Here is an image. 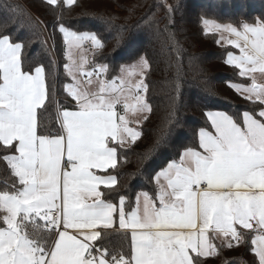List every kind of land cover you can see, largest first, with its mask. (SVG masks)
<instances>
[{"label":"snow or ice","instance_id":"6c2138e0","mask_svg":"<svg viewBox=\"0 0 264 264\" xmlns=\"http://www.w3.org/2000/svg\"><path fill=\"white\" fill-rule=\"evenodd\" d=\"M11 11L26 10L16 4ZM203 26L219 34L218 44L238 50V55L227 51L225 63L251 83L231 87L259 111H244L241 118L208 111L214 134L200 128L198 148L186 147L149 177L155 190L140 191L134 199L117 191L121 173L109 170L118 168L120 150L141 137L129 126L128 114L140 113L137 119L146 121L152 111L142 95L147 85L132 80L146 74L150 61L140 56L133 71L122 68L119 82H94V73L83 71V55L79 64L73 60V49L88 42L102 50V39L61 27L68 47L65 68L74 81L65 91L75 108L58 107V129L44 132L38 130L41 110L53 106L45 69L25 71L23 42L0 31V160L13 178L0 190V264H206L202 257L245 242L241 229L255 231L251 244L264 264V84L254 75H264V19L242 24L203 19ZM6 28L7 22L0 25ZM107 71L105 64L96 67L101 75ZM101 186L115 198H106ZM109 231L129 241L127 251L123 242L104 243Z\"/></svg>","mask_w":264,"mask_h":264},{"label":"trees","instance_id":"16d2710c","mask_svg":"<svg viewBox=\"0 0 264 264\" xmlns=\"http://www.w3.org/2000/svg\"><path fill=\"white\" fill-rule=\"evenodd\" d=\"M16 4L26 10L23 15L11 11ZM203 19L232 24L264 19V0H75L71 4L59 0L56 5L47 0H0V25L7 22V28L0 31L23 42L24 70L45 69L53 106L48 112L41 110L38 130L55 132L59 127L56 109L61 105L75 108V101L65 91L71 77L65 68L68 55L61 27L93 32L102 39L104 47L93 51L89 67L107 65L105 80L117 78L123 65L140 56L150 61L144 83L148 89L145 100L152 111L137 127L141 137L120 150L118 168L109 170L113 175L121 173L117 191L127 192L133 199L143 190L151 194L155 181L149 177L177 160L186 147L198 148L200 128L214 132L206 118L208 111H224L235 118H241L244 111H259L257 103L231 87L251 83L250 77H240L234 66L225 63L227 51L236 49L218 44L219 34L205 32ZM142 153L147 154L146 159L141 158ZM12 182L0 160V190ZM102 192L106 198H115L105 187ZM241 231L245 242L201 259L206 264H259L251 244L255 231ZM121 242L127 251V239L113 231L104 234L109 246ZM214 243L219 246L221 240Z\"/></svg>","mask_w":264,"mask_h":264},{"label":"rangeland","instance_id":"374dc122","mask_svg":"<svg viewBox=\"0 0 264 264\" xmlns=\"http://www.w3.org/2000/svg\"><path fill=\"white\" fill-rule=\"evenodd\" d=\"M73 2H74V0H73ZM66 3H67V1H66ZM69 4V3H68ZM65 28V27H64ZM67 29V28H66ZM67 30H69V31H75V30H72V29H67ZM76 32H78V33H83V32H79V31H76ZM85 32H87V31H85ZM221 43H222V41H221ZM95 49H93V48H91V46H90V43H88V42H86L85 43V46L83 45V49H73V60L77 63V64H79L80 62H81V56L83 55V57H84V60L86 61L85 63H84V65H83V71L84 72H88V71H91L89 68H86V63H87V61H89V59H90V56H91V54L93 53V51H94ZM67 52H68V47H67ZM68 63H69V60H68ZM135 62H132V63H129V64H125V65H123V67L122 68H127L128 69V71H133V69L130 67L131 65H133ZM93 70V69H92ZM147 70V69H146ZM146 70H145V73H146ZM135 71H138V69H136ZM93 72V71H92ZM255 75V77H256V79H257V81H258V75H257V73H255L254 74ZM122 76H124V73H122V72H120V75L118 76V78L120 79ZM144 77H145V74H143V75H140V76H134V77H132V80L133 81H143L144 82ZM251 78V77H250ZM79 79L82 81V83H86V81L84 80L85 79V76H83V75H81V76H79ZM104 79H105V77H104ZM116 80V79H115ZM93 81L95 82V81H97V79H93ZM104 82H106V80L104 81ZM70 83H74V81L72 80V78H71V81H70ZM131 86V85H130ZM134 91V90H133ZM240 93H242V92H240ZM242 94H244V93H242ZM142 95L145 97V92L144 93H142ZM244 95H246V94H244ZM134 102V101H133ZM134 116L136 115V114H133ZM142 114H138V116H141ZM135 120V122L136 123H141L142 122V120L143 119H134ZM136 120H138V121H136Z\"/></svg>","mask_w":264,"mask_h":264},{"label":"crops","instance_id":"0c3cea01","mask_svg":"<svg viewBox=\"0 0 264 264\" xmlns=\"http://www.w3.org/2000/svg\"><path fill=\"white\" fill-rule=\"evenodd\" d=\"M57 1H59V0H57ZM65 1V3H66V1L67 0H64ZM75 1V0H74ZM68 4V3H67ZM222 44H227L225 41H222ZM84 46H85V44H84ZM234 54H239V52H238V50L236 49V51H232ZM86 65V68H89L91 71H92V69L89 67V61H87V63L85 64ZM32 74H34V72H32ZM257 75H258V83H260V84H264V75H262V74H260V73H258L257 72ZM116 79V81L117 82H119V78L117 77V78H115ZM97 80H99V79H97ZM103 81H105V79H103ZM108 81H110V80H106V82L105 83H107ZM70 84V83H69ZM129 88H131V86L129 85ZM126 92H128V89H126L125 90ZM128 94H129V96H131V92H128ZM145 98V97H144ZM227 113V112H226ZM138 114H140V113H136V115L134 116L133 115V113H129L128 114V116L126 117L129 121H130V124H129V126L130 127H133L134 129H136L137 130V127H138V125L140 124V123H136L135 122V120L134 119H137V117H138ZM147 114V113H146ZM136 121H138V120H136ZM143 121V120H142ZM215 131V130H214ZM209 132H211V131H209ZM213 134H214V132H212ZM166 167V166H165ZM94 171H98V170H94ZM104 186H101V188H100V191H102V188H103ZM237 227L238 228H240V226L239 225H237ZM241 230H243V229H241ZM210 232H211V229L209 230ZM69 232L70 233H73V234H75V230H73V229H69ZM220 240V239H219ZM193 255H195V254H193Z\"/></svg>","mask_w":264,"mask_h":264},{"label":"built area","instance_id":"2783aa9c","mask_svg":"<svg viewBox=\"0 0 264 264\" xmlns=\"http://www.w3.org/2000/svg\"><path fill=\"white\" fill-rule=\"evenodd\" d=\"M92 71H93V73H94L92 79H99V80H103V79H104V75H101V74L97 73V72H96V68L93 69ZM87 79H88V78L85 76V79H84V80L87 81ZM117 111L122 113V108H121V106H118V107H117ZM52 214L55 215V212H53Z\"/></svg>","mask_w":264,"mask_h":264}]
</instances>
